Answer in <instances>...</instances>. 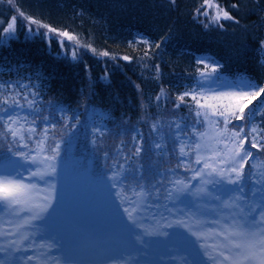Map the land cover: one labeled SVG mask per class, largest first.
<instances>
[{"label":"trees","instance_id":"trees-1","mask_svg":"<svg viewBox=\"0 0 264 264\" xmlns=\"http://www.w3.org/2000/svg\"><path fill=\"white\" fill-rule=\"evenodd\" d=\"M33 1L40 6H35ZM215 3L234 19L214 21L216 9L204 4V0H176L174 5L170 0H14L11 4L0 0V37L5 36L3 29L16 17V38L9 40L7 46H0V172L9 161L23 160L25 156L29 161L38 152L42 157L51 155V149L60 144L56 174L31 178L29 184L41 187L40 192L47 194L53 191V184L55 193L62 190L69 193L72 189L77 191L89 177L91 182L103 185L104 190H111L110 198L114 197L116 206L124 203L133 208L136 205L129 204L118 191L127 185L113 188L106 179L119 161L128 165L127 174L136 185L143 183L150 193L145 201L150 220L161 216L155 212L160 206L165 219L160 225L162 230L171 226L168 219L173 216L184 214L194 218L189 213L190 196L198 197L194 204L206 199L210 204L206 209V213L210 211L209 222L188 225L217 230L221 240H212L209 254L215 256L222 251L229 255L224 235L238 219V209L226 208L224 203H239L229 199L235 195L234 186L214 175L206 180L217 183L197 186L201 180L197 170L202 169L205 161L217 169L229 168L231 163L226 159L224 144L230 142L231 130L243 126L242 135L247 136L244 147L253 153L245 171L250 172L255 163V176L264 173V132H260L264 129V116L254 118V124L259 126V147L251 148L256 134L249 135V122L228 117L225 125L229 103L213 98L226 82L242 75L264 85L261 64L264 0H215ZM25 17L58 32H68L73 39L47 33L45 28H39V34L28 38V28L35 30L38 25ZM140 36L148 43L139 42ZM58 41H63V47ZM156 44L160 47H155ZM72 51L77 54L76 60L71 59ZM104 52L108 55H102ZM201 58L204 63L198 62ZM217 65V71L213 72ZM192 89L201 103L215 107L198 108L190 96L185 97L184 103L177 99ZM157 96L161 97L159 101ZM258 103L259 100H253L245 109V116ZM9 106L7 113L14 108L25 118L16 120L20 132L15 138L8 131L13 123L5 115ZM59 108L69 110L67 115L78 116L79 123L66 119ZM196 111L208 112V119L215 124H208L203 116L197 117ZM213 111L217 114L211 115ZM222 111L224 116L219 115ZM29 128L35 131L29 132ZM214 128L224 135L208 143L200 139L202 133L210 138ZM225 128L229 131H224ZM141 139L143 151L139 157H133L132 152ZM157 142L163 145L162 149L154 147ZM195 143L202 145L199 152L193 148ZM182 146L186 155L180 153ZM21 153L25 155H18ZM197 155L200 164L196 163ZM124 156L129 159L124 160ZM141 165L142 177L137 171ZM60 170L64 172L62 176L57 174ZM203 171L208 173L210 169ZM158 180L162 183H157ZM176 180L191 185L178 199L176 193L168 194L169 189L177 187L173 184ZM252 180L253 176L249 175L243 185L244 193L249 202H259V190L264 184L257 185ZM54 203V211L47 220L89 218L94 229L99 226L102 234L109 232V235H114V228L127 229V221L119 220L123 216L116 207H110L108 216L99 219L85 204H79V208L78 203L63 201L59 195ZM6 212L0 208V218ZM29 215L22 212L19 219ZM80 221H70L69 226L75 229L81 225Z\"/></svg>","mask_w":264,"mask_h":264},{"label":"snow or ice","instance_id":"snow-or-ice-1","mask_svg":"<svg viewBox=\"0 0 264 264\" xmlns=\"http://www.w3.org/2000/svg\"><path fill=\"white\" fill-rule=\"evenodd\" d=\"M11 4L14 0H8ZM171 4H175L176 0H170ZM204 4H207L209 7L216 9V14L212 19L214 21H219L221 18L226 20H233L234 17L229 14L228 11L224 10L219 4L215 3V0H204ZM236 7V5H233ZM207 15V12L203 13ZM20 15L23 17L25 14L20 12ZM30 21L31 24H37V29L28 28L27 37L33 38L37 34H39V28H45L47 33H53L59 36L67 37V39L71 40L73 37L69 35L68 32H58L56 29L43 24L31 17H25ZM16 17H12L11 22L7 25L6 28L3 29L5 36L0 37V46H7L9 40L16 38V28H15ZM207 26V25H206ZM222 27V25H221ZM46 35V33H45ZM139 42L147 44L148 41L144 37H137ZM49 45L51 44V40L49 39ZM58 43L63 47V41H58ZM155 47L159 48L160 44H156ZM261 48L264 49V41L261 42ZM95 51V50H93ZM65 55H67V50H65ZM60 53H57V56H60ZM102 55L107 56L108 53L104 52ZM71 59L76 60L77 54L75 51L71 52ZM124 59H128V57H124ZM199 63H204V59L201 58ZM215 64L216 62L213 61ZM261 64L264 65V59L261 60ZM208 65L205 64V67ZM216 67L212 68L213 72L217 71ZM228 86L235 91L225 94V96L234 103H230L227 107V117L224 120V124L227 125L229 122L228 117H232L237 121L247 120L250 127L249 135L256 134L253 136V140L250 143L251 148H258V125L254 124V118L256 116H264V99H260L261 96H264V85H260L256 83L253 79L247 78L245 76H240L234 81L228 83ZM163 94V93H162ZM35 95V93H33ZM190 96L191 100L194 101L198 108L202 109H212L215 106L210 104L201 103L197 98V94H195V89L191 91H186L182 95L178 96L177 99L184 103L185 97ZM160 96H157L156 99L159 101ZM27 99V97H25ZM253 100H259V103L255 105V107L251 108L245 116V109L253 102ZM6 102V101H5ZM18 103V102H17ZM31 103V102H30ZM180 105L177 104L178 108ZM59 112L65 113L66 119L69 121L75 119L76 123H79L78 116L67 115L69 110L64 108H59ZM217 113L213 111L211 115H216ZM195 115L197 117L203 116L204 120L207 121L208 124L213 125L215 121L209 120L208 112H200L196 111ZM219 115L224 116L225 112L222 111ZM11 123H15V119L13 117L7 118ZM54 127V125H52ZM177 128L180 127L179 124L176 125ZM153 129H156V126L153 125ZM8 131L12 134L13 138L17 136L18 130L16 128L9 127ZM29 132H34V128H29ZM218 135L223 136L224 132H222L218 128H214ZM224 131H229L225 128ZM260 132H264V129H260ZM243 134V126L239 130H231L229 134V143L224 144V149L226 150V159L231 163V166L227 169H217L213 167L211 164L206 161L203 162L204 169H210V171L206 174L207 176H216L219 177V181H226L228 184L233 185V193L235 194L233 197H230V200H235L239 203L229 204L227 202L224 203V206L236 208L238 209V219H235L232 223V226L229 230H227L224 235V240L227 241L228 251L231 255H225L224 252H218L217 255L223 257V260L228 261L229 264H264V188H261L260 191V201H252L249 202L247 196L244 193V183L249 178V175L253 176L252 182L254 184L260 185L264 184V173H262L259 177L255 176V172L257 171V166L255 163L251 165V171H245V165L248 164L249 160L252 159L253 153L248 151L244 144L247 142V136ZM207 133H202L200 135V139L204 140ZM21 140L24 139L23 136L20 137ZM38 143H44V141H38ZM27 147V145H25ZM156 149H162L163 145L157 142L154 146ZM202 145L200 143H195L193 145L194 150L199 152ZM143 151V140L141 139L134 151L132 152L133 157H139ZM51 155L43 156L41 160H37V157L33 156L29 163L37 164L38 162L41 164H45L47 171L45 170H32V176L43 177L45 175H55L56 174V164L58 163L59 154H60V144H56L51 149ZM180 153L182 155H186L184 152V147L180 148ZM25 155V154H18ZM25 159H28L25 156ZM124 160H128V156L123 157ZM202 161L200 156L197 155L196 163L200 164ZM14 161H9V164H14ZM128 165L119 163L117 161V167L113 168L111 174L106 177L111 183L110 186L113 188H119L123 184H127V171ZM143 166L141 165L140 169L137 171L140 173L141 177L143 176L142 172ZM198 177L203 178L205 173L202 170H197ZM19 179H7L6 177H0V208L5 211H12L17 215H20L21 211L28 212L30 215L25 218V223L28 226H32L31 221H46L50 216L51 212L54 211V202L57 200V196L55 194V185L53 184L51 187L53 189L52 192L42 196L43 203H33V192L36 190L35 184L24 183L23 176L17 173ZM218 181L216 180H204L205 184L212 183L215 184ZM157 183H162V181L158 180ZM174 185L177 187H173L168 190V194L171 196L173 193L177 194V199L179 198V194L186 191L187 188H190L191 185H186L184 181L176 180L173 181ZM158 191V190H157ZM206 191V190H204ZM132 196L129 197L127 194L125 195V199L129 204H134L136 207L123 208V213L125 216L123 219L127 221L125 227L128 229V232L131 236L132 241L140 244L141 246H146L150 241H146L145 237H152L156 235H167V233H159L152 232L148 228H143V226L138 222L136 213L139 212L141 205L138 203L140 200L146 201L150 195L147 191L146 186L143 183L138 182L135 187L131 189ZM253 196L257 193L254 191ZM178 223H183V221H178ZM137 229H140L139 231ZM192 235L196 236L195 232ZM16 242L12 241L11 244H3L0 245V256H3V259H0V264H13L14 261L20 260H31L32 257H24L19 258L15 254L21 249L19 247L13 248L11 245H14ZM50 250H52L50 246ZM81 249L72 244L68 245L66 251L64 252L65 264H75L73 260V256L79 254ZM187 259V255L185 256ZM209 259L216 260V256L209 255ZM93 264H119L116 258L113 255H110L106 252H102L99 254V258L93 261ZM218 264H222V262H218Z\"/></svg>","mask_w":264,"mask_h":264},{"label":"rangeland","instance_id":"rangeland-1","mask_svg":"<svg viewBox=\"0 0 264 264\" xmlns=\"http://www.w3.org/2000/svg\"><path fill=\"white\" fill-rule=\"evenodd\" d=\"M34 5L39 7L40 5L33 1ZM229 82H226L223 86V89L220 92H216L213 95V98L216 100H223L227 103H234L230 101L225 94L235 91L228 86ZM10 106L7 110H5V115L8 117H13L16 120H24V117H20L21 115L19 111L13 108L11 112L9 111ZM10 122V121H9ZM16 123V125H14ZM12 124V128H16L18 130L17 133L20 132L19 124L15 122ZM11 124V123H10ZM9 128V127H8ZM218 134L215 131L210 133V138L205 137L204 142H212L218 140ZM39 153V152H38ZM36 153L35 156L38 154ZM37 160H41L43 157L38 154ZM201 157L205 160L206 156L201 155ZM14 164H8L5 167V170L0 172V177H6L7 179H19L17 173L23 176L24 183L29 184V180L31 178H36V176H32V170H43L45 164L37 163L31 164L28 160H21V158L15 159ZM202 165V171H203ZM204 172V171H203ZM205 176L201 178L197 186H202L204 180H206L207 173ZM58 175H63L64 172L62 170L57 171ZM39 178V177H38ZM86 180V179H85ZM127 181L125 189H119L118 191L124 197L127 194L130 196L132 194L131 189L136 186V183L133 181L132 177L127 175ZM48 184L46 187H49ZM128 187V188H127ZM41 187L36 185V190L33 192V201H38L39 203H43L44 201L40 199L42 196L46 195L45 192H40ZM56 196H60V199L63 201H74L78 203V207L80 208L81 204H85L87 208L92 210L99 219H102V216H108L110 207L119 211V214L124 217L123 208L128 207L124 203H119L116 206V202L114 201V197L110 198V194L104 193V189H96L92 186H88L86 182L80 185L77 191L69 190L67 191H60L55 193ZM206 197L205 195H203ZM198 197L190 196L189 199L192 200V206L190 214H194V218H190L187 216L180 215V217L173 216L172 218L168 219L171 223V226L162 230L160 225L165 221L163 214H161L160 206L157 207L155 210L156 214L161 215L159 218H155L150 220L149 212L147 210V206L144 200H142L139 204L141 205L140 210L135 215L137 216L138 222L143 226V228H148L152 232H159V233H167V235H156L152 237H145L146 241H150L147 243L146 246H141L140 244L132 241L131 236L128 230H124L120 233L117 231L119 235H114L112 237L111 242H108V249L104 252L113 255L119 264H218V262H222V264H229L228 261L223 260V257L216 256V260L209 259V255L212 253L210 252L213 246L212 240L215 239L216 242H219L221 238L218 236L217 230L209 229L208 226L205 227L206 229H199L194 226L190 227L188 224H203L208 223L209 219L207 218L210 215V211L206 209L210 208V204L206 199H203L199 203H195L194 201ZM126 200V199H125ZM124 200V201H125ZM181 200V199H180ZM194 200V201H193ZM35 203V202H34ZM57 204L59 202H56ZM54 203V206H56ZM171 205L172 202L170 201ZM63 204V202H62ZM80 204V205H79ZM129 208V207H128ZM131 209V208H130ZM89 214L90 211L86 209ZM23 211H21L22 213ZM116 212V211H115ZM20 215L14 213L11 214V211L8 210L5 213V216H1L0 218V245L3 244H11L12 241L16 243L11 245L13 248L19 247L21 251L17 252L15 255L19 258H24L31 256V260H16L13 264H41V261H47L51 258L50 256H41L36 251V249H25L26 248V240L29 237L30 246L34 247L35 245L41 247H47L49 250L50 255L54 248H60L63 250L67 249V246L70 245L67 243L68 236H60L54 234V228L56 229H67L70 230L71 236H69L70 240H74L75 238H82L83 241H77V244L81 242L82 250H81V262L79 264H93V261L98 259L94 258L93 256L99 255L102 253L101 249L94 244L86 242V233L88 231H93L94 226L93 221L91 219L83 218L80 222L81 225L77 228L70 227V221L68 219H58L56 221L46 220V221H35L30 222L32 226H28L25 223V219H19ZM16 214V215H15ZM27 214H30L27 212ZM15 215V216H14ZM202 215V216H200ZM184 219V220H183ZM189 219V220H188ZM120 221L123 222V218H119ZM125 220V219H124ZM188 220V222H187ZM126 221V220H125ZM178 221H183L184 223H178ZM185 225L189 226L186 227ZM192 228V229H191ZM117 228H114V230ZM138 231L140 229H137ZM101 231H99L100 233ZM195 232L197 235L194 236L192 233ZM62 234V233H61ZM39 236V241H35L34 237ZM61 239V240H60ZM154 241H157L154 242ZM64 242V243H63ZM228 243L225 241V244ZM50 246L52 250H50ZM34 252H31V251ZM210 252V254H209ZM221 252V251H218ZM217 252V253H218ZM187 255V259L185 256ZM229 255L231 253L229 252ZM3 256H0V259H3Z\"/></svg>","mask_w":264,"mask_h":264}]
</instances>
